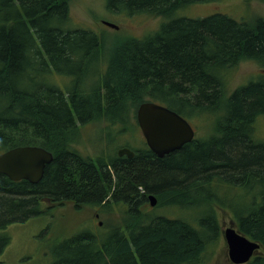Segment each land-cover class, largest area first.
Masks as SVG:
<instances>
[{
  "label": "trees",
  "instance_id": "16d2710c",
  "mask_svg": "<svg viewBox=\"0 0 264 264\" xmlns=\"http://www.w3.org/2000/svg\"><path fill=\"white\" fill-rule=\"evenodd\" d=\"M68 1L0 0V153L39 145L54 155L37 183L0 173V264L7 228L44 216L46 200L121 210L103 237L63 226L50 264H212L222 234L219 210L232 213L238 230L261 244L245 264H264V141L255 136L264 116V18L179 15L209 0H106L113 13L162 21L151 34L113 44L98 69L107 41L73 21ZM245 59L258 61L262 71L226 95L229 75ZM146 100L188 120L209 115L216 125L205 139L195 136L163 156L147 143L133 157L116 152L94 159L76 148L77 133L92 121L127 126L133 110L138 126L136 111ZM228 185L256 194L234 207L219 194Z\"/></svg>",
  "mask_w": 264,
  "mask_h": 264
},
{
  "label": "rangeland",
  "instance_id": "374dc122",
  "mask_svg": "<svg viewBox=\"0 0 264 264\" xmlns=\"http://www.w3.org/2000/svg\"><path fill=\"white\" fill-rule=\"evenodd\" d=\"M68 2L73 21L93 29L103 35L107 41L100 57L96 60L98 69L105 67V59H108L107 55L110 53V47L113 44V47L122 44L124 38L129 35L144 37L151 34L158 29L162 21L160 16H149L143 13L133 15L124 11L113 13L108 10L106 0H69ZM183 10L182 13L179 12V15L203 17L215 12H222L239 21L254 22L257 18H264V0H209L193 3ZM104 20L113 22L118 27L109 26L103 22ZM262 67L258 61L252 59L239 61L236 68L229 75L230 82L227 86L228 89H226V95L254 79L257 76L256 74L262 71ZM55 78L58 82L63 80V77L58 74ZM94 81L95 78L89 76L88 79H85V84L87 83L88 87L91 88ZM129 112L131 121L127 122V126L113 125L102 119L92 121L82 127L76 135V148L85 156L100 157L101 155L115 154L121 147L130 146L134 149L144 147L146 140L139 124L134 127L131 123L135 120L132 113L134 111L130 110ZM208 116H192L189 119L196 131L195 136L197 138L205 139L213 132L216 118L214 120ZM256 126L255 136H257V139L264 141V116L259 119ZM124 128L126 129L124 130ZM235 185L220 187L219 194L228 203H232L234 207H242L245 202L249 203L250 197L256 194V190L251 194L246 189ZM42 209L45 211L44 216H36L24 222L13 223L7 228L10 241L5 245L2 254L3 264H50L53 260L52 250L54 245L59 244L63 239L62 230L64 227H67L68 232L72 231V233L84 230L100 234L102 232L103 237L106 236L104 233L111 227V224H117L121 220V210L119 208L108 212L100 210L99 207L82 206L78 208L72 202L58 204L46 200L42 205ZM161 211L162 209L158 210V212ZM178 213L182 216L188 215L183 210ZM170 215L176 216L174 212ZM232 216L230 212L219 210V224L222 234H220L216 243L215 251L209 258V263H231L224 230L230 225L237 227ZM103 229L105 231H102ZM28 256H31V259L26 260Z\"/></svg>",
  "mask_w": 264,
  "mask_h": 264
},
{
  "label": "water",
  "instance_id": "95a60500",
  "mask_svg": "<svg viewBox=\"0 0 264 264\" xmlns=\"http://www.w3.org/2000/svg\"><path fill=\"white\" fill-rule=\"evenodd\" d=\"M105 24L118 27L115 23L104 20ZM137 122L150 149L158 156L181 148L195 136V130L187 118L174 109L152 100L142 102L136 111ZM129 147H121L119 155L134 156ZM54 158L48 149L39 145H19L0 153V173L12 180L26 179L39 182L47 164ZM150 204L155 206L157 197L149 195ZM231 263L245 264L259 251L261 244L252 240L235 225L224 230Z\"/></svg>",
  "mask_w": 264,
  "mask_h": 264
},
{
  "label": "flooded vegetation",
  "instance_id": "af4514ba",
  "mask_svg": "<svg viewBox=\"0 0 264 264\" xmlns=\"http://www.w3.org/2000/svg\"><path fill=\"white\" fill-rule=\"evenodd\" d=\"M127 146V145H126ZM130 148V147H129ZM132 150L134 151V152H136L135 150H137V149H134V148H132ZM118 151V150H117ZM124 155H127V154H124ZM134 155H135V153H134ZM92 158H94L95 159V157H92Z\"/></svg>",
  "mask_w": 264,
  "mask_h": 264
}]
</instances>
